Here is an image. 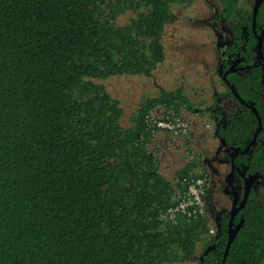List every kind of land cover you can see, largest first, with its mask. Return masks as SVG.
I'll return each instance as SVG.
<instances>
[{
  "label": "trees",
  "instance_id": "trees-1",
  "mask_svg": "<svg viewBox=\"0 0 264 264\" xmlns=\"http://www.w3.org/2000/svg\"><path fill=\"white\" fill-rule=\"evenodd\" d=\"M175 1L0 0V264H173L198 252H207L200 264L223 262L228 221L217 238L206 214L167 217L203 177L200 165L186 163L174 185L150 148L161 130L155 110L171 119L197 106L183 89L161 90L127 127L121 102L100 82L150 77L166 60L161 37ZM241 1L220 0L237 42L251 27ZM253 45L252 36L250 53ZM261 78V69L228 76L255 102ZM257 108L264 119V104ZM220 120L219 136L241 147L259 123L250 110ZM250 164L264 172V144ZM243 214L225 264H264L263 210L251 202Z\"/></svg>",
  "mask_w": 264,
  "mask_h": 264
},
{
  "label": "rangeland",
  "instance_id": "rangeland-1",
  "mask_svg": "<svg viewBox=\"0 0 264 264\" xmlns=\"http://www.w3.org/2000/svg\"><path fill=\"white\" fill-rule=\"evenodd\" d=\"M218 1L176 0L172 3L173 20L161 37L166 60L158 65L150 77L122 75L100 81L106 85L112 96L121 102L125 110L123 119L125 126L132 125V115L144 99L157 96L161 90L183 89L197 107H200V104L205 106L213 104L215 93L221 97L222 100L219 101L221 105L225 101L223 95L227 88L217 76L216 47L219 37L214 29L213 15L217 7L213 2L216 5L219 4ZM253 9L254 4L247 2H244L241 8L244 14L252 13ZM133 16L132 12L121 14L118 24H127ZM212 74L214 76H211ZM197 107L194 110L183 109L178 113L170 114L171 119H181L187 124V133L176 135L166 130H159L150 145L162 173L174 185L178 183L177 173L186 163L196 161L199 165L203 164L198 158L199 147H208V142H214L215 139V130L208 126L211 122L207 117L199 116L198 112L204 109L200 107L198 111ZM227 109L224 108V111ZM152 116L154 119L167 118L163 109L155 110ZM195 174L202 175L200 167ZM218 198L225 204L224 194L218 195ZM200 255L201 253L198 252L187 261L173 264H200Z\"/></svg>",
  "mask_w": 264,
  "mask_h": 264
},
{
  "label": "flooded vegetation",
  "instance_id": "flooded-vegetation-1",
  "mask_svg": "<svg viewBox=\"0 0 264 264\" xmlns=\"http://www.w3.org/2000/svg\"><path fill=\"white\" fill-rule=\"evenodd\" d=\"M218 2L219 4L216 5L213 2V5L217 7L216 13L213 15L214 29L219 37L216 47L217 76L220 77V81L227 91L223 95L225 97L224 104L219 103L222 99L215 93L213 104L206 106L200 104V107L203 105L204 110L201 109L202 111H199L200 107H197L199 116L207 117L211 122L208 126L215 130L214 142H208V147H199L198 158L203 162L199 166L205 179L203 200L210 227L214 228L212 234L218 238L228 221L226 231L229 238L230 230L234 232L240 228L237 231L238 234L243 227L244 223L241 227L239 224L244 219L243 212L248 203L257 202L264 213V172L254 171L250 164L259 145L264 144V139L261 137V134L264 133V119L257 108L258 102H261V105L264 104V0L258 6L256 14L255 8L258 0H242L240 2L239 15L247 21L251 20V27L247 25L242 27L237 37L239 42L235 39L236 35L231 29L229 19L223 16L220 0ZM244 2L254 4L252 13L244 14L241 10ZM260 14L261 18L259 19ZM219 27H221V31H219ZM252 36L256 40V45H253V52L250 53L247 45H249ZM256 69L262 70L259 101H246L241 97L235 84L229 81L228 76L235 74L248 78ZM230 92L232 96L229 95ZM224 108H228L227 111H224ZM248 110L256 115L259 122L253 139L245 147L229 144L218 134L222 124L220 116L227 118L231 113H247ZM221 194L226 197L225 204L218 198V195ZM241 205L243 206L240 209ZM206 253H201L199 261L204 260Z\"/></svg>",
  "mask_w": 264,
  "mask_h": 264
},
{
  "label": "built area",
  "instance_id": "built-area-1",
  "mask_svg": "<svg viewBox=\"0 0 264 264\" xmlns=\"http://www.w3.org/2000/svg\"><path fill=\"white\" fill-rule=\"evenodd\" d=\"M152 120L161 130H166L174 134L187 133L188 126L181 119ZM194 176V175H193ZM205 192V179L203 177L192 178L188 191L179 194L181 198L180 204L176 208H171L168 211L167 217L175 219L177 213L187 215L189 217H196L198 215H205V207L203 195ZM211 233L214 232L213 226L210 227Z\"/></svg>",
  "mask_w": 264,
  "mask_h": 264
},
{
  "label": "water",
  "instance_id": "water-1",
  "mask_svg": "<svg viewBox=\"0 0 264 264\" xmlns=\"http://www.w3.org/2000/svg\"><path fill=\"white\" fill-rule=\"evenodd\" d=\"M263 0H258L257 2V5H256V8H255V14L257 13V10H258V6L260 5V3L262 2ZM236 94V92H235ZM236 96H238V94H236ZM243 205H241L240 209L242 208ZM239 210V209H237ZM244 223V219L241 220L240 224H239V227H241ZM240 228L237 229V231L239 230ZM237 231H234V232H231V230L229 231V238H228V246L226 248V251H225V256H224V259H223V262L221 264H225V261H226V258H227V255H228V252H229V249H230V246L232 244V242L234 241L235 237H236V234H237Z\"/></svg>",
  "mask_w": 264,
  "mask_h": 264
}]
</instances>
